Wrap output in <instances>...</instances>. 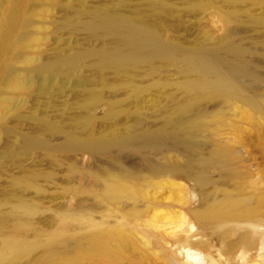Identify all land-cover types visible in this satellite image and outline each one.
I'll return each mask as SVG.
<instances>
[{"label":"bare ground","instance_id":"bare-ground-1","mask_svg":"<svg viewBox=\"0 0 264 264\" xmlns=\"http://www.w3.org/2000/svg\"><path fill=\"white\" fill-rule=\"evenodd\" d=\"M116 1L118 7L90 4L79 9L73 0L63 4L54 31L67 33L73 39L82 35L84 40L75 38L70 42L65 36L64 41L58 42L44 56L28 55L24 62L32 65L31 68L11 81V59L28 44L29 17L25 13L26 0H0V171L34 151L54 161L62 153L86 150L106 160V164L96 165L98 167L90 173L93 181L107 176V181L103 179V196H132L137 189L131 178L137 172L123 162L122 154L136 153L140 155L138 163L148 170L149 175L166 169L195 180L199 201L193 215L201 229L220 227L222 222L230 219L264 215V194L242 193L240 184L236 183L235 191L224 189L221 196L210 195L206 185L217 180L210 173L211 169H217L222 178L240 176L235 157L224 145H217L209 154L197 155L190 138L195 133L200 109L206 101L239 98L251 107L259 108L257 84H264V70L260 71V67H264V39L259 41L260 46L247 44L236 27L228 25L224 34L213 42L196 40L187 43L172 31L180 19L173 0H145L139 4H131L132 0ZM216 1L189 0L187 4L200 7ZM222 1L228 6L222 13L226 25L235 21L264 25V14H239V4L243 0ZM35 40L42 38L36 37ZM93 40L96 42L92 43ZM169 68H173L176 77L167 74ZM143 72L151 76L159 74L152 85L166 89L163 94L167 97L162 98L168 101L167 104L157 96L153 99L162 110L160 121L146 124L147 118L144 122L140 114H135L134 121L123 128L113 125L103 131L94 129L96 115L92 107L106 99L104 89L128 86L134 101L141 102L147 85L139 82L137 76ZM53 77L57 92L72 80V109L67 113L48 111V103L53 105L55 96H48L41 109L23 112L26 99L21 98H27L26 94L17 100L11 95H1L5 84L12 90L31 92L39 85L40 79L48 82ZM108 104L105 119L125 111L118 101ZM12 112H16L15 117L25 119L27 127L18 129L14 124L9 125L6 121ZM171 148L182 150L180 160L169 158ZM154 151L162 152L167 160L152 161L148 153ZM40 172L37 168L30 169L19 178L10 180L7 195L15 205L14 208L11 206V211L0 208V264H86L115 257L124 251L127 238L114 228L77 237L58 230L51 232L45 240L28 239L27 217L35 206L21 197L18 187L34 184ZM173 215L163 208L156 212L157 218L169 224L173 222ZM228 231L222 228L220 234L226 235ZM262 249V261L256 264H264V241ZM185 254L191 264H217L198 247H187Z\"/></svg>","mask_w":264,"mask_h":264},{"label":"rangeland","instance_id":"rangeland-1","mask_svg":"<svg viewBox=\"0 0 264 264\" xmlns=\"http://www.w3.org/2000/svg\"><path fill=\"white\" fill-rule=\"evenodd\" d=\"M68 1L71 0H26L25 13L29 17L26 39L28 44L11 59V81L31 68L32 65L24 62L27 57L34 54L44 56L54 45L64 41L65 36L70 42H74L75 38L78 41L84 40L82 35L74 36L73 39V36L67 33L54 31L60 15L59 10ZM144 1L132 0L131 4ZM173 1L177 5L180 19L176 21V27H173L172 31L187 43L196 40L213 42L224 34L228 25L236 27L237 33L242 35V40L247 44L260 46L259 41L264 39V25L239 21L229 22L226 25L222 13L228 6L222 0L200 7H189L187 4L189 0ZM73 2L79 9H85L90 4L119 6L116 0H73ZM242 2L238 10L241 16L249 13L264 14V0ZM36 37H41L42 40L36 41ZM94 42L96 40L92 43ZM261 70L263 72V66L260 67ZM167 74L172 78L177 75L173 68H169ZM158 77L159 74L151 76L144 72L137 76L139 82L147 85L141 102L134 101L135 98L128 86L105 88L104 93L107 91L108 95L113 94V96L105 93L106 99L93 105L92 111L96 115L94 129L103 131L113 125L123 128L126 124L132 123L133 117L135 118L137 114L143 117L144 122L146 118L148 119L146 124L158 123L162 117V110L154 104L153 99L157 96L164 103H168L165 99L167 96L163 94V89H166L152 85ZM54 80V77L48 82L40 79L37 88L35 87L31 92L12 90L5 84L1 95H11L17 100L21 95L25 97L26 94L27 98H21L26 99L23 112L39 110L47 103L48 96H55L54 104L48 103L50 104L47 107L48 111L52 114L60 111L67 113L72 109L74 89L72 80H69L62 87V91L58 92L55 91ZM257 86L259 108H253L239 98H231L227 101L218 98L219 101L215 99L216 102L214 100L204 102L200 109L199 123L195 133L190 137L195 145V154L206 155L217 145H224L233 153L235 165L240 172V176L236 179L222 178L217 169H211L210 173L217 180L206 185L210 195L221 196L224 189L235 191L237 184L242 186V193L264 194V84L260 83ZM172 87L173 90L176 89ZM113 101L121 103L125 111L105 119L103 116L109 106L108 103ZM15 114L16 112L9 113L6 122L9 125L14 124L18 129L27 127L25 119L15 117ZM15 141L13 139V142ZM169 153V158L171 156L173 160H180L183 156L182 150L177 148H171ZM62 154L53 161L34 151L12 162L13 164H8L7 168L0 171V208L9 211L13 210L15 205L14 200L7 195L13 178H19L30 169L37 168L41 171L34 184L18 187L21 197L33 202L35 206L33 213L31 212L27 217L28 239L45 240L44 238H48L51 232L58 230L75 237L108 228L123 232L127 238V246L122 253L86 264H191L185 254V249L189 246L207 252L217 264H256L262 261L264 215L230 219L222 222L220 227L201 229L193 215L199 201V193L192 177L166 169L149 175L148 170L138 163L139 154L124 153L123 162L137 172L135 177L131 178L137 193L132 196L107 198L103 196L105 187L103 179L107 181V176L104 175L102 179L93 181L90 175L95 168L106 164L104 158L95 157L86 150ZM135 154L139 157L137 158ZM148 156L154 162L167 160L162 152H149ZM160 208L174 214L172 221L175 222L169 224L168 221L157 218L156 212ZM222 228L229 229L226 235L220 234ZM198 240L202 243H197Z\"/></svg>","mask_w":264,"mask_h":264}]
</instances>
